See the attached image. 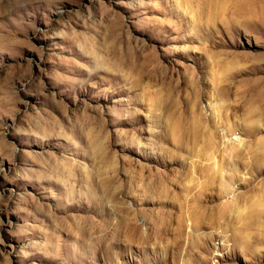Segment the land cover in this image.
Listing matches in <instances>:
<instances>
[{
    "label": "rangeland",
    "instance_id": "obj_1",
    "mask_svg": "<svg viewBox=\"0 0 264 264\" xmlns=\"http://www.w3.org/2000/svg\"><path fill=\"white\" fill-rule=\"evenodd\" d=\"M0 264H264V0H0Z\"/></svg>",
    "mask_w": 264,
    "mask_h": 264
}]
</instances>
